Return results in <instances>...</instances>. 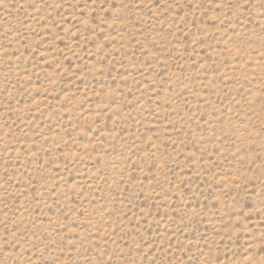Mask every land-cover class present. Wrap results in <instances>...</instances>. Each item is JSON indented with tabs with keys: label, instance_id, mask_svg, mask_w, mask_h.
I'll return each instance as SVG.
<instances>
[{
	"label": "rangeland",
	"instance_id": "374dc122",
	"mask_svg": "<svg viewBox=\"0 0 264 264\" xmlns=\"http://www.w3.org/2000/svg\"><path fill=\"white\" fill-rule=\"evenodd\" d=\"M0 264H264V0H0Z\"/></svg>",
	"mask_w": 264,
	"mask_h": 264
}]
</instances>
